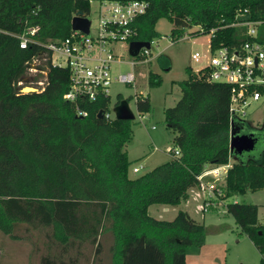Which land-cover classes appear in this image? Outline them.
Segmentation results:
<instances>
[{
  "label": "trees",
  "instance_id": "trees-1",
  "mask_svg": "<svg viewBox=\"0 0 264 264\" xmlns=\"http://www.w3.org/2000/svg\"><path fill=\"white\" fill-rule=\"evenodd\" d=\"M142 1L147 8L134 20L136 41L157 37L154 25L166 19L172 24L171 41L207 33L210 47L238 44L248 37L246 27L235 23L259 21L255 39L264 43V0ZM86 6L80 0H0V233L19 240L18 226L24 225V232L41 230L47 251L39 264H77L85 245L93 247L94 258L105 232L112 239L110 264H184L185 250L204 243L203 225L182 210L170 220L154 219L148 206L186 200L187 189L197 187L196 176L208 166L228 165L221 200L264 188V149L258 158L245 160L239 158L243 152L229 151L230 131L244 132L239 118L228 117L227 86L193 80L186 69L187 77L177 83L180 96L163 110L178 156L169 149V160L130 178L125 150L130 120L97 118L109 105V98L101 96L78 98L76 107L86 114L76 116L75 104L62 97L67 70L51 66L40 46L67 37L72 14ZM31 26L37 27L35 42L20 48L16 35ZM34 56L45 57L39 65L44 74H35L44 77L42 88L21 91L17 83ZM156 59L162 70L169 69L164 55ZM159 83L158 74L149 71L147 86ZM219 91L221 113L214 101ZM133 99L137 113L150 111L147 95L134 93L125 100ZM252 136L256 143L257 135ZM223 206L264 264V224L258 222L257 206Z\"/></svg>",
  "mask_w": 264,
  "mask_h": 264
},
{
  "label": "rangeland",
  "instance_id": "rangeland-1",
  "mask_svg": "<svg viewBox=\"0 0 264 264\" xmlns=\"http://www.w3.org/2000/svg\"><path fill=\"white\" fill-rule=\"evenodd\" d=\"M90 17L93 19L94 14H91ZM171 28L172 24L166 19H159L155 23L154 30L158 33V36L153 38L149 45L150 58L148 62L133 68L128 63L131 58L128 56L126 44L123 43L120 45L118 54L122 61L111 64L112 74H117L118 72L126 73L132 70L135 72V81L133 85L117 82L110 84L109 112L112 113L118 97L126 99V97L132 96L134 93L147 95L150 104V111L140 115L135 110L133 100L127 101V106L133 118L130 120L131 139L125 144V150L129 152L130 156L129 168H138L136 172H132L129 169L128 176L130 178L139 176L171 158L168 150L175 148L173 143L175 133L165 126L163 110L171 107L180 96L177 83L187 77L186 69H188V66H192L194 69L198 68L204 63L208 55L209 34H185L182 39L170 42L169 32ZM193 52L198 53L200 57L198 63L191 61L190 55ZM158 54L166 57L169 65L168 70L160 68L156 59ZM149 71L158 74L160 77L159 85L154 87L147 86V73ZM35 74L27 72L26 80L34 78L42 80L44 78ZM24 84L28 85V81ZM214 101L216 102L215 107L221 106L220 102L221 104L224 103L221 91L216 92ZM219 108L221 113V107ZM245 111L246 115L239 118L240 131L244 133L252 132L257 135L258 139L252 150L241 154L242 157L239 158L242 160L258 158L264 149V130L262 128L264 124V95L259 100L251 102L245 108ZM222 116L227 120L223 113ZM151 126H154V128L151 129ZM232 162L233 160L229 159L228 164L230 165ZM223 175L224 172L219 171V177L215 180L216 183H222ZM211 179V176H207L204 180L211 181ZM205 198L204 191L191 187L186 200L181 201L175 207L167 205L170 211L162 215L164 220H170L178 210H187L195 222L203 225L205 230L204 245L206 246L205 248L203 247L201 255L197 257L201 259L198 262L190 261V263L260 264V255L240 232L233 218L225 212L223 203L225 200L226 202L251 203L256 205L258 212L261 213V216H264V188L228 197L225 200L214 203L212 206H208L207 212H202V199L204 200ZM153 206L158 207L159 205L154 204ZM163 211L168 210L164 208ZM150 215L151 217L156 216ZM260 220L263 221L262 218ZM23 227L25 226L17 227L18 234L21 235L19 240H12L0 233V264H39V257L46 253L47 249L42 231L29 228L27 232H24ZM102 234L98 238L100 243L99 253L93 258V247L85 245L77 264H110L109 247L112 242L111 235L109 233V238L107 233L103 234V236ZM69 254L73 255L71 251Z\"/></svg>",
  "mask_w": 264,
  "mask_h": 264
},
{
  "label": "built area",
  "instance_id": "built-area-1",
  "mask_svg": "<svg viewBox=\"0 0 264 264\" xmlns=\"http://www.w3.org/2000/svg\"><path fill=\"white\" fill-rule=\"evenodd\" d=\"M87 4L86 11H75L72 17L79 12V16L89 20L87 33L79 30H71V33L62 40H48L40 43L43 47L47 60L51 66L65 68L68 72V88L63 94V99L75 104V115L85 116V112L76 107V100L83 98L94 101L98 97H110L109 86L112 82L133 85L135 72L112 74L111 64L121 62L119 50L121 44H126L128 63L134 68L146 63L150 58L148 48L141 47L135 55L128 51L129 42L134 41L136 28L134 20L141 16L147 3L142 0H80ZM91 14L94 18L91 19ZM259 21H243L235 25L245 26L247 40L230 45H219L210 47L208 44V55L198 68L188 66V71L193 80L206 83L224 84L228 88V117L242 118L246 115L245 108L251 103L259 100L264 95L260 91L264 88V43L257 41L255 25ZM195 28V27H193ZM192 28V30H193ZM196 29V28H195ZM36 26L27 27L16 37L20 48L35 42ZM213 30H210L212 32ZM184 35L178 36L182 39ZM169 41L172 42L169 38ZM152 41L148 42L150 45ZM193 63H198L200 57L193 52L190 55ZM45 57L34 56L26 65L27 72L33 74L39 72V65ZM26 77V76H25ZM22 78L17 85L21 91L32 89L40 90L43 79L37 81ZM34 80V79H33ZM28 81V86L24 83ZM29 91V90H28ZM134 102V99H133ZM106 120L115 117L114 112L109 110L102 112ZM173 155L178 156L177 149ZM228 165L208 166L196 176L197 187L204 191L206 198L202 199L201 211H207L208 206L221 201L222 183H216L219 171H223ZM132 168V172L137 171ZM211 176V181H205V177ZM224 177V175H223Z\"/></svg>",
  "mask_w": 264,
  "mask_h": 264
},
{
  "label": "water",
  "instance_id": "water-1",
  "mask_svg": "<svg viewBox=\"0 0 264 264\" xmlns=\"http://www.w3.org/2000/svg\"><path fill=\"white\" fill-rule=\"evenodd\" d=\"M79 12L71 18L70 29L79 30L81 32L87 33L89 20L87 18L80 17ZM148 42L145 41H131L128 45V51L130 55H135L139 48L145 47L148 48ZM32 91V89H26V91ZM115 115V118L122 120H131L133 115L127 106V101L125 99L120 100L112 109ZM101 110L96 114L97 118L101 117ZM81 118V116H78ZM255 139L252 136V133H234L230 131L229 133V142L228 148L230 152H235L237 154L241 152L249 151L253 148Z\"/></svg>",
  "mask_w": 264,
  "mask_h": 264
},
{
  "label": "crops",
  "instance_id": "crops-1",
  "mask_svg": "<svg viewBox=\"0 0 264 264\" xmlns=\"http://www.w3.org/2000/svg\"><path fill=\"white\" fill-rule=\"evenodd\" d=\"M154 128V126H151V129H153ZM126 157H127V159L129 160V152L128 151H126ZM130 161V160H129ZM130 169V171L132 170V168H129ZM129 173V172H128ZM191 188V187H190ZM193 188H196V187H193ZM188 192H189V189L187 190V197H188ZM235 196V195H234ZM234 196H232V197H234ZM187 199V198H186ZM226 202V201H225ZM224 202V203H225ZM234 202H236V201H234ZM223 203V204H224ZM180 204V203H179ZM178 204V205H179ZM154 204H152V205H150V206H148V208H147V213L149 214V216H151L150 214H152V216L154 215H156L155 217H153L154 219H158V220H164V218H162V215H165V214H163V213H167V212H169L170 210L168 209V206L167 205H161V204H158L159 206L158 207H155V206H153ZM178 205H176V206H178ZM173 207H175V206H173ZM164 208H166L168 211H163L162 212V210L164 209ZM173 210V209H172ZM212 210V209H211ZM182 211H185L190 217H191V214L187 211V210H182ZM208 211V210H207ZM207 211H204V212H207ZM175 215V214H174ZM173 215V216H174ZM173 218V217H172ZM260 218H262V220L263 221H261L260 220ZM257 219H258V222L259 223H261V224H264V216H261V213L260 212H258V209H257ZM103 234H106V232L105 233H103ZM103 234H102V236H103ZM107 236H109V238H110V235H109V233H107ZM248 240V239H247ZM249 241V240H248ZM250 242V241H249ZM251 243V242H250ZM205 244V241H204V243L202 244V245H200V246H198V247H191V248H189V249H187V250H185V255H184V264H191L190 263V261L192 262L193 260L194 261H196V262H198L201 258H197L199 255H201V252H202V249H203V247L205 248V246L206 245H204ZM252 244V243H251ZM253 246V245H252ZM254 247V246H253ZM255 248V247H254ZM256 250V249H255ZM257 251V250H256ZM258 253V252H257ZM258 255H260L259 253H258ZM198 259V260H196V259ZM260 258H261V255H260ZM263 258H264V256H263Z\"/></svg>",
  "mask_w": 264,
  "mask_h": 264
}]
</instances>
